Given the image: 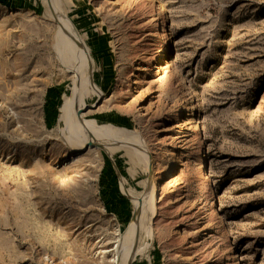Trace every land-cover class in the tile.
Returning <instances> with one entry per match:
<instances>
[{
    "label": "rangeland",
    "instance_id": "1",
    "mask_svg": "<svg viewBox=\"0 0 264 264\" xmlns=\"http://www.w3.org/2000/svg\"><path fill=\"white\" fill-rule=\"evenodd\" d=\"M0 264H264V0H0Z\"/></svg>",
    "mask_w": 264,
    "mask_h": 264
},
{
    "label": "bare ground",
    "instance_id": "2",
    "mask_svg": "<svg viewBox=\"0 0 264 264\" xmlns=\"http://www.w3.org/2000/svg\"><path fill=\"white\" fill-rule=\"evenodd\" d=\"M53 2V1H52ZM55 2V1H54ZM51 6V5H50ZM50 11V10H49ZM53 13H54V17H55V19H56V21H57V23L59 24V29L60 30H62V26L64 27V21L62 20V18L58 15V13L56 12V10H54L53 9ZM161 13L163 14L164 13V11L162 10L161 11ZM155 21V20H154ZM159 39H161L163 42H164V46H165V48L162 50V51H160L161 52V57L160 58H162V60H161V62H163V58H164V55H162V53L164 54L165 52H166V50H167V48L169 47V44H170V41H169V36L166 34V32H165V30L162 32V34H161V36L159 37ZM160 60V59H159ZM75 68V67H74ZM161 71H160V73L158 74V75H165L166 73H167V70H166V68H165V66H162L161 68ZM78 72V71H77ZM76 72V73H77ZM84 78L85 79H87L84 75H80V74H78L77 73V75H76V80H74L75 81V88H76V90H75V93H76V95H79L80 97H81V99H84V100H86V98H87V96L88 95H90V92H91V94H92V91H91V89H90V92H88V95L86 96V93L83 91V89L84 90H86L87 88L86 87H83V89L81 88L82 87V85L84 84ZM74 87V86H73ZM95 91V90H94ZM80 92H82L81 93V95H80ZM90 97V96H89ZM91 98V97H90ZM76 99H78V96H77V98ZM78 101V100H77ZM76 102V101H75ZM77 105V104H76ZM86 106V103H85V101L83 102V104H81V105H77V107H72V111L71 112H68V116H66L65 115V112H64V115H65V117H68V121H69V123L71 124V126L73 127L72 129L75 131V133L74 134H80L81 132H80V130H82V128H83V131H85L86 133H87V136H88V134H89V136H88V138L89 139H87V140H85L84 141V146L86 145V147H93L94 145H96L97 146V144H101V146H102V144H103V146H104V143H107L108 141H107V138H109V139H111V140H113L114 142L116 141V142H118L117 140H116V134H113V132H105V134L103 133V131L102 130H100L99 128V130H100V132L102 133V134H104V135H102V134H100L101 136H103L102 138L101 137H98V138H96V137H94V138H92L91 136H90V132L89 131H92L90 128V126H89V128L87 127V121L86 122H84L83 120H82V118L80 117V112H82V110L84 109V107ZM181 108V110H180V114L181 113H183V112H186L187 111V107L184 105V106H182V107H180ZM179 114V115H180ZM76 126V127H75ZM93 128H95L94 126H92V129ZM85 129V130H84ZM96 130H98L97 128H95ZM94 129V130H95ZM93 130V131H94ZM98 130V131H99ZM107 130H109V129H107ZM82 131V132H83ZM95 133H97L96 131H94ZM94 132H92V133H94ZM99 132V133H100ZM95 133H94V135H95ZM113 134V135H112ZM85 135V133L83 134V136ZM99 134H97V136H98ZM86 137V136H85ZM83 138V137H82ZM118 138V137H117ZM131 138H133V137H131ZM115 142V143H116ZM111 143H113V142H111ZM120 144V143H119ZM124 144V143H123ZM118 144H116V146H117ZM125 145H126V143H125ZM120 146V145H119ZM107 148V147H106ZM122 148V147H121ZM123 149V148H122ZM81 150V148H79V149H77V150H75V151H73L72 152V154L73 155H75V154H78L79 152H81L80 151ZM106 151H108V150H106ZM111 152V151H110ZM113 152V151H112ZM115 152V151H114ZM111 154V153H110ZM149 157V161L148 162H150V165H149V173H150V180H151V187H150V184H149V188L147 187V189H148V192H149V195H151V196H153V194L155 193V191L158 189L157 188V186H158V184H159V182L161 181V177H157V176H154L153 175V171H154V168H153V164H152V159H151V157L150 156H148ZM176 158V157H175ZM176 166H178V161H173L171 164H170V166L167 168V170L165 171V173H164V177L165 178H167V177H169L171 174H172V172H173V169L176 167ZM204 167V166H203ZM202 167V168H203ZM153 198V197H152ZM144 208V207H143ZM136 217V215H134V218ZM135 225V224H134ZM133 226V225H132ZM136 226H137V223H136ZM133 228H135V227H133ZM132 228V229H133ZM131 229V228H130ZM138 230V229H137ZM136 229L135 230H133V235H135L134 234V232L135 231H137ZM131 233H132V231H131ZM129 242V241H128Z\"/></svg>",
    "mask_w": 264,
    "mask_h": 264
},
{
    "label": "water",
    "instance_id": "3",
    "mask_svg": "<svg viewBox=\"0 0 264 264\" xmlns=\"http://www.w3.org/2000/svg\"><path fill=\"white\" fill-rule=\"evenodd\" d=\"M101 147V146H100Z\"/></svg>",
    "mask_w": 264,
    "mask_h": 264
}]
</instances>
